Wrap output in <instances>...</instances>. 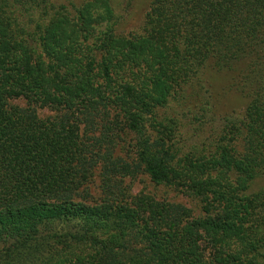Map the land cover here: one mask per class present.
Here are the masks:
<instances>
[{
    "label": "trees",
    "instance_id": "1",
    "mask_svg": "<svg viewBox=\"0 0 264 264\" xmlns=\"http://www.w3.org/2000/svg\"><path fill=\"white\" fill-rule=\"evenodd\" d=\"M118 11L0 0V264H264V0ZM95 116L132 163L84 139ZM138 172L198 210L128 195Z\"/></svg>",
    "mask_w": 264,
    "mask_h": 264
},
{
    "label": "rangeland",
    "instance_id": "2",
    "mask_svg": "<svg viewBox=\"0 0 264 264\" xmlns=\"http://www.w3.org/2000/svg\"><path fill=\"white\" fill-rule=\"evenodd\" d=\"M61 2H63V5L67 6L68 8H70L71 6H80L83 3H92V5H96V0H61ZM110 4L116 9H119L118 16L122 19L120 20V22L122 21L123 23L122 28H127V24L132 21V18L134 16H137V14L139 15L144 12L145 8L147 7L148 0H110ZM209 82L215 90V96L217 100L223 102L228 110H236L237 112H240L242 110L241 107L243 103L236 98L227 99L230 101L221 100L225 95V82L223 78H221V76L215 74L209 75ZM8 103L12 106L24 108L30 103V101L25 98H18L11 99L8 101ZM36 110L40 118H46L54 115L51 111L45 108H38V106L36 107ZM98 126L99 118L97 116L93 118L91 123L82 125L84 139L87 140L94 138L99 142L97 149L96 146L94 147L95 151L98 154L104 155L106 149L110 148V152L112 153L113 158H122L132 163V161L128 159V155H131L132 153L131 137L121 136L118 137V141L116 142V132H110L108 134L107 140V133L104 131L102 132V130L98 131L100 130ZM108 141H112L113 143H109ZM99 172V168L96 169L94 172V176L88 183V193L90 196L89 202H97L104 199L101 191ZM122 186L126 188V190L128 191V195L130 194L135 196L138 194H145L155 198L156 200H169L174 203L185 205L186 207L192 208L195 212L198 210L194 201L173 192L171 189L154 185L150 182L147 175L141 174L139 172L136 176H134L133 179H124Z\"/></svg>",
    "mask_w": 264,
    "mask_h": 264
}]
</instances>
